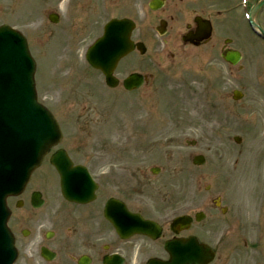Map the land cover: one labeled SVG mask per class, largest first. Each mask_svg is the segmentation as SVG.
I'll list each match as a JSON object with an SVG mask.
<instances>
[{"label":"rangeland","instance_id":"1","mask_svg":"<svg viewBox=\"0 0 264 264\" xmlns=\"http://www.w3.org/2000/svg\"><path fill=\"white\" fill-rule=\"evenodd\" d=\"M28 1L39 6V25L41 26L43 22L48 25L44 9L49 12L50 5L44 0H16L13 4L11 0H0V24L7 23L28 32L29 18L21 17L18 13L21 4ZM94 1L98 4L97 15L94 16L92 5H83L77 8L82 15L80 18H74L75 22L77 20L89 22L92 29L93 27L96 29L97 25L108 17L107 13L103 14V11L109 10L103 8L105 0ZM236 1L215 0V6L226 7ZM121 3L122 0L117 1L118 7ZM26 11L28 15L31 14V8ZM83 14L85 17H82ZM102 14V19H98ZM60 15L64 25L68 18L64 16L63 10L60 11ZM258 20L264 22V10L256 17V22ZM214 23L221 34L215 37L214 43L175 52L173 58L169 57V52L162 51L165 56L164 62L156 60L148 64L153 74L159 72L161 68H167L175 77L173 88L167 84L162 85V89L161 86L157 88L160 76H153L154 80L151 81L149 96L151 99L161 100L160 96H164L165 93L171 98L168 103L162 102L164 116L161 117L162 121L156 129L150 127L152 116L142 120L135 116L128 93L121 87L114 90L106 89L100 75L89 70L86 64L85 70L79 75L72 69L66 70L67 75L63 76L61 72L54 75L52 69L58 63V59L55 58V43L49 42L43 46L42 41H47L48 33L44 35L45 39L42 37L39 42L30 39L31 50L37 52L36 58L41 56V45L42 56L38 60L40 68L37 73L41 81L38 87L40 101L52 110L64 129L63 139L58 147L65 150L98 148L103 149V152L104 149H108L109 151L104 153H112L113 155L109 157H117L115 158L117 163H135L145 169L159 167L160 175L153 176L147 172L149 178L146 173L132 172L136 192L140 187H144L145 192L154 198L168 196L169 200L172 198L175 202H181L183 210L195 209L194 199L197 196L208 201L217 194H222L224 200L229 201V197L236 193H226L225 182L230 181V176L232 179L242 180V166L236 164H243L244 147L249 150L244 143L236 144L233 137L238 136L241 141L244 139V142L252 141L251 136L247 135L248 125L245 120L248 116L264 117V103L261 101L264 98L259 97L258 91L263 95L264 93L263 89L258 90L261 78L255 72L262 64L260 59L262 55L264 56V45L250 36L247 24L239 11H233L229 16L221 15ZM42 27L45 28L43 25ZM95 33L96 30L92 35ZM92 35L89 34L85 42L79 45L80 50L75 54L79 58H82L81 53H84L93 39ZM224 37L231 38L233 41L231 47L243 53L241 70L230 68L221 59L220 49ZM66 58L72 60L69 54ZM117 72L122 75L121 69ZM55 81L58 85L63 84V87L51 86ZM233 90H239L243 94L237 102L232 100ZM156 94L162 95L157 98ZM251 99L256 100L258 104L250 102ZM151 113L150 109L149 114ZM258 125L259 123L257 127ZM144 133L146 141L140 142ZM190 141H194L196 145L187 146L186 142ZM151 145L153 147L150 152ZM154 153L162 157L154 159L152 156ZM197 154L205 157L203 167L195 168L191 165L192 157ZM115 161L112 160L113 163H116ZM244 174L249 176L250 172L245 171ZM197 177L201 178L202 185L197 184L201 186L200 188L196 185ZM149 179L150 183L145 186L144 181ZM208 186L210 191H204ZM234 188L232 187V191ZM249 214L252 215L251 212ZM237 217L246 216L238 214ZM220 220L222 218L217 216L215 219L217 225L212 230L214 232L212 235L209 234L211 245L225 242L223 239L220 240V235L225 238L224 220L221 222ZM230 236L231 232L228 233V237ZM238 242L249 245L257 243L258 237L247 231L243 242Z\"/></svg>","mask_w":264,"mask_h":264},{"label":"flooded vegetation","instance_id":"2","mask_svg":"<svg viewBox=\"0 0 264 264\" xmlns=\"http://www.w3.org/2000/svg\"><path fill=\"white\" fill-rule=\"evenodd\" d=\"M133 1L134 5L143 2ZM188 8L192 10L193 15L186 19L180 17L181 10ZM214 8V0H166L163 7L153 13V19L156 21L164 19L166 31L170 32L174 27L175 34L178 35L183 27H187L186 21L193 16L210 19ZM261 123L264 124V117ZM262 135H264L262 131L248 133L252 139L244 143L249 147V150L245 148L248 154L253 153V149L257 150L255 147L263 145L260 138ZM261 151H264V148L247 158L248 164H254L257 169L261 164L260 157L264 155L259 153ZM95 153V158L87 154L82 156L98 184L92 201L79 204L65 201L58 195L44 196L41 208H30L32 213L29 210L15 218L17 224L23 228L18 249L19 264H105V256L112 255L121 256L123 258L121 264H145L152 257L167 258L163 250L164 241L175 237L169 232L171 224L169 211L180 209L181 204L174 206L164 202L160 208L148 201L147 196L142 199L136 197L134 184L126 170L130 165L104 163L102 157ZM115 171L122 172V179L114 178L120 175L114 173ZM110 199L116 202L114 205L116 216L126 212L130 216L139 214L144 219L155 221L161 227L160 238L154 241L144 236L122 239L105 218L106 204ZM23 203L29 206L27 196L22 199ZM203 204L202 207L208 206V203ZM196 225L199 224H194ZM256 230L264 233V221ZM184 235L180 232L177 237ZM227 247L231 251V258L217 259L211 264H264V244L252 245L250 251L255 253L251 254H248L247 250L239 249L247 247V244L231 243ZM213 250L215 256L219 257V251Z\"/></svg>","mask_w":264,"mask_h":264},{"label":"water","instance_id":"3","mask_svg":"<svg viewBox=\"0 0 264 264\" xmlns=\"http://www.w3.org/2000/svg\"><path fill=\"white\" fill-rule=\"evenodd\" d=\"M116 25V23H115ZM126 27V25H125ZM118 27L116 28V33L118 34L119 38H116V36H112V40L106 42L105 39L100 40L96 45V52L94 49L91 50L90 56L91 59L93 58H99V60L108 66V70L110 71L117 59L121 56L120 52L125 46L128 44V41L126 39V36H128V32L130 31L129 27ZM125 31V33H124ZM110 45V46H109ZM111 48H109V47ZM17 51V48L13 46V44L8 41L6 44V47H4L0 51V60L3 59L4 56H8L11 59H14L15 53ZM97 56H93V54ZM223 58L230 62L231 64H235L239 60V54L237 52H228L225 55H223ZM93 64H95L93 62ZM56 132L58 133V130L56 128ZM48 138L46 141H53L56 138V135L51 134L50 131L47 132Z\"/></svg>","mask_w":264,"mask_h":264}]
</instances>
